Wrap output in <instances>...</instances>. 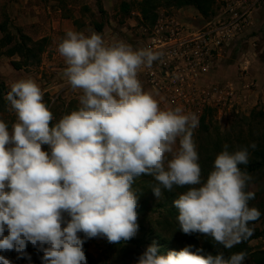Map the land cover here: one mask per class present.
<instances>
[{
	"label": "clouds",
	"instance_id": "1",
	"mask_svg": "<svg viewBox=\"0 0 264 264\" xmlns=\"http://www.w3.org/2000/svg\"><path fill=\"white\" fill-rule=\"evenodd\" d=\"M63 76L79 90L77 108L56 122L32 78L5 95L15 122L0 119V264L42 252L41 264H87L83 245L106 238L120 244L138 232L136 178H154L151 192L186 189L173 200L179 230L199 234L231 250L254 235L261 213L249 202V148L216 155L203 177L194 131L199 117L182 106L161 108L138 78L162 53L123 40L105 41L95 30L69 29L57 44ZM48 146L44 150L43 146ZM187 245L160 254L153 242L137 264H244L245 251L216 254Z\"/></svg>",
	"mask_w": 264,
	"mask_h": 264
},
{
	"label": "rangeland",
	"instance_id": "2",
	"mask_svg": "<svg viewBox=\"0 0 264 264\" xmlns=\"http://www.w3.org/2000/svg\"><path fill=\"white\" fill-rule=\"evenodd\" d=\"M213 1L214 12L208 18H204L192 6L179 9L175 4L163 2L156 10L158 19L153 26L146 23L140 13L139 4L142 0H0V24L5 22L8 31L15 36L25 34L34 41L47 40L46 52L39 66L16 70L12 62L20 59L0 54V84L10 90L11 84L19 79H34L44 93V102L53 113L54 124L63 114L70 112V107L78 106L81 94L79 90H73L64 78L66 65L57 52V44L67 30L92 29L108 43L123 40L134 49L150 47L155 50L152 46L153 37L169 36L174 28L199 34L220 21L225 22L234 17L228 11V6L235 0ZM124 3L129 4V13L123 11ZM255 10L251 17L253 24L248 27L251 30L248 32L245 28L233 41L214 52L209 71L196 81L195 87L199 91L183 87L171 89V92L155 89L152 79L170 83L162 57L154 61L151 68H142L138 74L143 89L153 93L161 108L182 106L185 112L198 115L199 127L193 137L198 154L204 148L205 151H212L220 141L221 150L227 143L231 151L253 142L256 145L264 143V3ZM99 25L103 28L101 32L98 31ZM2 37L0 32V39ZM249 38L256 40L245 42ZM200 90L209 96L208 102L203 103L198 97ZM171 95L178 97L175 104L170 101ZM203 118L205 130L201 128ZM0 119L8 123L9 127L15 122V114L9 110L7 102L0 105ZM45 150H48L46 145ZM137 183L139 181L136 178L134 184ZM249 190L260 195L258 199L251 200L249 206L260 211V218L254 222L255 227L264 233V176L260 180L255 178ZM162 217V212L150 211L138 219L147 220L150 225ZM112 245L106 238L89 239L84 244L87 253L98 263L137 264L141 254L131 243L123 247ZM249 246L252 253L264 251V236L251 241ZM13 258V264H29L26 258ZM253 260V256L249 255L244 264H253Z\"/></svg>",
	"mask_w": 264,
	"mask_h": 264
},
{
	"label": "trees",
	"instance_id": "3",
	"mask_svg": "<svg viewBox=\"0 0 264 264\" xmlns=\"http://www.w3.org/2000/svg\"><path fill=\"white\" fill-rule=\"evenodd\" d=\"M164 3L175 4L179 9L184 7L192 6L194 7L204 18H208L213 14V0H142L139 4L140 13L143 17V20L150 25H155L158 19L156 10L160 5ZM123 11L126 13L130 12V6L127 3L123 4ZM6 23L0 24V32L3 34V37L0 39V54H6L7 57L13 58L18 57L20 61H13L12 65L16 70H22L23 68H28L30 66H39L42 63V58L47 48V40L34 41L29 36L19 33V36L13 35L8 28ZM102 25L98 26V31H102ZM10 91L6 89L5 86L0 84V105L6 102L5 95ZM77 108V106L70 107V110ZM204 118L201 121V128L206 129L204 126ZM241 136H243L241 134ZM220 141L216 148L212 151H205V148L202 152L199 153V163L202 168L203 177H207L209 172L212 170L213 162L217 154L221 151ZM229 151L230 148H229ZM250 158L247 165H240L242 171H246L252 176V180L249 182V185L252 181L257 178L260 180L264 176V143L258 144L255 150L249 149ZM139 183L133 184V189L139 195L138 199V218L148 214V212L160 211L163 213V217L160 221L154 222L148 225L147 220L138 219V237H133L131 240L122 241L120 244H113L112 246L123 247L126 243H131L138 251L139 254H142L146 249L145 246L153 244L155 242L160 250V254H167L168 251L175 250L179 251L187 245H193V251L196 248H203L206 252H211L216 254L217 251L224 252L227 257L231 253L245 251L248 255L247 257L253 256V264H264V251H259L252 253V249L249 246L251 241L261 238L264 236V233L261 232L258 228L255 227L256 222L250 224L251 227H254V235L249 238V240L234 246L231 250H226L222 245H215L213 247V242L208 238H205L199 234H184L179 230V224L176 219L178 212L173 207V200L178 198L179 194H182L186 189L175 188L172 192L164 191L162 197L157 200V198L151 192V185L155 183L153 177L148 175H141L137 178ZM249 190V186L247 188ZM259 194L255 193V199L259 198ZM30 247L31 249L30 251ZM85 254L87 257V264H101L95 261L88 253L87 247L84 246ZM26 251L29 255L32 256V264H41L40 257L43 255L42 252H38L31 244L28 245ZM252 253V254H251ZM12 261L14 256H17L15 252L3 253ZM109 260V259H106ZM107 264V263H105Z\"/></svg>",
	"mask_w": 264,
	"mask_h": 264
},
{
	"label": "built area",
	"instance_id": "4",
	"mask_svg": "<svg viewBox=\"0 0 264 264\" xmlns=\"http://www.w3.org/2000/svg\"><path fill=\"white\" fill-rule=\"evenodd\" d=\"M262 3L264 0H235L228 6V11L234 15L231 20L220 21L219 24L199 34L174 28L169 36L153 37L154 51L162 53L164 71L166 76L170 77V83L166 81L165 84L152 79L154 88L168 92L179 87L199 91L196 89V81L204 72L209 71L214 52L233 41L246 27L253 24L251 21L253 11ZM185 84L186 86H183ZM198 97L203 103L209 101V96L201 90ZM177 99L176 95L170 97L173 104Z\"/></svg>",
	"mask_w": 264,
	"mask_h": 264
},
{
	"label": "crops",
	"instance_id": "5",
	"mask_svg": "<svg viewBox=\"0 0 264 264\" xmlns=\"http://www.w3.org/2000/svg\"><path fill=\"white\" fill-rule=\"evenodd\" d=\"M256 10H254L253 12H255ZM248 27H250V26H248ZM248 27H246V29H245V31H248L250 28H248ZM251 30V29H250ZM249 30V31H250ZM248 31V32H249ZM253 40H256V38H254V39H251V38H249V39H247L245 42H248V43H251ZM254 43H255V41H254ZM254 46H255V44H254ZM248 62H246V64H247ZM250 66H251V64H250ZM247 68V67H246ZM44 147V150H45V146H43Z\"/></svg>",
	"mask_w": 264,
	"mask_h": 264
}]
</instances>
